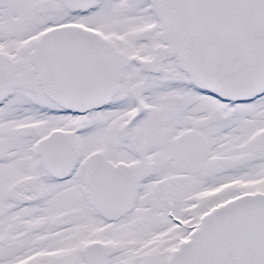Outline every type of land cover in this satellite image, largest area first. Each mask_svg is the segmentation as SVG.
<instances>
[{
  "label": "snow or ice",
  "instance_id": "snow-or-ice-1",
  "mask_svg": "<svg viewBox=\"0 0 264 264\" xmlns=\"http://www.w3.org/2000/svg\"><path fill=\"white\" fill-rule=\"evenodd\" d=\"M0 264H264V0H0Z\"/></svg>",
  "mask_w": 264,
  "mask_h": 264
}]
</instances>
